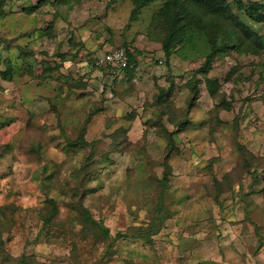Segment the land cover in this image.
<instances>
[{
  "label": "rangeland",
  "instance_id": "obj_1",
  "mask_svg": "<svg viewBox=\"0 0 264 264\" xmlns=\"http://www.w3.org/2000/svg\"><path fill=\"white\" fill-rule=\"evenodd\" d=\"M71 1L0 0V264H264V0Z\"/></svg>",
  "mask_w": 264,
  "mask_h": 264
},
{
  "label": "built area",
  "instance_id": "obj_2",
  "mask_svg": "<svg viewBox=\"0 0 264 264\" xmlns=\"http://www.w3.org/2000/svg\"><path fill=\"white\" fill-rule=\"evenodd\" d=\"M129 52H133L130 47H117L100 50L97 54V65L104 66L105 74L103 78L104 87L110 88L113 85L112 75L119 72V76L133 62Z\"/></svg>",
  "mask_w": 264,
  "mask_h": 264
},
{
  "label": "trees",
  "instance_id": "obj_3",
  "mask_svg": "<svg viewBox=\"0 0 264 264\" xmlns=\"http://www.w3.org/2000/svg\"><path fill=\"white\" fill-rule=\"evenodd\" d=\"M238 1V3L239 4H241L242 3V0H237ZM200 2H201V4H203L204 6H206L208 9H210V10H212V11H214V12H218V13H221V11L223 12L224 11V7H223V1H220V0H200ZM255 5V7H254V11L252 12V15H253V17L254 18H257V19H259V14H257V10H260V9H264V5L263 4H259V3H255L254 4ZM143 6H145V5H143ZM223 7V8H222ZM132 12V11H131ZM140 14H141V11L139 10V11H137V13H136V15H135V17H134V19L136 20L137 19V17H139L140 16ZM134 20V21H135ZM134 21H132V22H134ZM131 22V23H132ZM124 47H129V45H127V46H124ZM97 54H98V52L96 53V52H94L93 53V56H94V60H93V65L95 64V67H98V68H100L101 70H104L105 71V68L106 67H104V66H98L97 65ZM129 54H130V59H131V61L133 62V64L130 66V67H127L125 70H123V72H125V71H127V70H129V69H131V67H136L137 66V64H134V54H135V52L133 51V52H129ZM123 72L121 73V75L123 74ZM105 73V72H104ZM120 75V76H121ZM119 72L118 73H116V75L115 74H113L112 75V82H113V85H112V88H115V85H116V82L118 81V79H119ZM111 88V89H112ZM193 104H191L190 106H192Z\"/></svg>",
  "mask_w": 264,
  "mask_h": 264
},
{
  "label": "crops",
  "instance_id": "obj_4",
  "mask_svg": "<svg viewBox=\"0 0 264 264\" xmlns=\"http://www.w3.org/2000/svg\"><path fill=\"white\" fill-rule=\"evenodd\" d=\"M69 3H68V8H72L73 10H74V6H73V4H74V1L72 2L71 0H67ZM108 2H109V0L108 1H106V8H107V4H108ZM113 5V7H114V9L116 8V9H118V8H121L122 7V2L121 1H119V2H117V3H113L112 4ZM111 5V6H112ZM72 23H74V21H72ZM74 25V24H73ZM78 29H82L81 27H79ZM85 29H87V31H85V33L87 32V33H90L91 34V29H90V27H88V28H84L83 29V31L85 30ZM90 34H87V35H90ZM87 35H85V36H87ZM85 36L84 37H82V38H78V36L75 34L74 35V33H71V35H70V38H72V40H75V41H77V44L78 45H76V48L74 49V52L76 53V54H78V57H76L77 58V60H79V61H82V60H84V61H86V63H87V59L89 60V58H88V56H85V55H87V54H85V55H83L82 54V51H84L85 53H86V51H90V52H88V54H91L90 56H93V51H94V49L95 48H100L101 46H102V44H103V41H99V40H96L95 38H92L91 36L90 37H86V38H88L87 40H86V45L84 44V42H85V40H84V38H85ZM69 38V39H70ZM99 38V37H98ZM96 41H97V43H96ZM100 46V47H99ZM81 50V51H78V50ZM98 51V50H97ZM100 51V50H99Z\"/></svg>",
  "mask_w": 264,
  "mask_h": 264
}]
</instances>
